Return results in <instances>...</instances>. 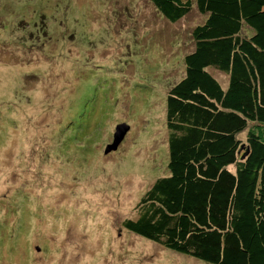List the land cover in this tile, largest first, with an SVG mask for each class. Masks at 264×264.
Returning a JSON list of instances; mask_svg holds the SVG:
<instances>
[{
  "label": "rangeland",
  "instance_id": "obj_1",
  "mask_svg": "<svg viewBox=\"0 0 264 264\" xmlns=\"http://www.w3.org/2000/svg\"><path fill=\"white\" fill-rule=\"evenodd\" d=\"M205 19L194 3L171 23L149 0H0V264H206L122 227L168 176L166 96Z\"/></svg>",
  "mask_w": 264,
  "mask_h": 264
},
{
  "label": "trees",
  "instance_id": "obj_2",
  "mask_svg": "<svg viewBox=\"0 0 264 264\" xmlns=\"http://www.w3.org/2000/svg\"><path fill=\"white\" fill-rule=\"evenodd\" d=\"M149 2L171 23L192 3L206 19L166 96L168 176L122 227L206 264H264V0ZM209 69L228 77L226 88Z\"/></svg>",
  "mask_w": 264,
  "mask_h": 264
},
{
  "label": "water",
  "instance_id": "obj_3",
  "mask_svg": "<svg viewBox=\"0 0 264 264\" xmlns=\"http://www.w3.org/2000/svg\"><path fill=\"white\" fill-rule=\"evenodd\" d=\"M128 131L127 126H117L115 133H114V140L112 145L107 146L105 153L108 154L109 152H115L119 145L123 142L126 132Z\"/></svg>",
  "mask_w": 264,
  "mask_h": 264
}]
</instances>
